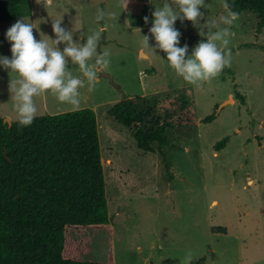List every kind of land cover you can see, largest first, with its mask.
Returning a JSON list of instances; mask_svg holds the SVG:
<instances>
[{
    "label": "rangeland",
    "instance_id": "374dc122",
    "mask_svg": "<svg viewBox=\"0 0 264 264\" xmlns=\"http://www.w3.org/2000/svg\"><path fill=\"white\" fill-rule=\"evenodd\" d=\"M165 2L129 0L125 9L121 0H35L31 17L0 23V56L11 58L6 32L19 19L33 24L38 41L55 39L52 23L59 20L81 44L98 31V52L110 53V65L98 70L95 86L85 80L79 89V108L96 115L111 227L93 233L87 259L186 264L191 252L189 264H264V26L258 30L256 15L241 12L230 26L231 66L195 86L175 73L149 34L151 14ZM224 3L205 0L200 23L226 15ZM97 8L113 15L97 21ZM174 27L188 55L205 40L191 21L178 19ZM144 35L154 51L144 45ZM58 47L62 51L65 44ZM68 67L82 76L70 60ZM16 78L0 66V117L11 121L17 115L9 81ZM123 99L135 100L146 124L174 123L165 129L169 144L139 149L133 128L109 113ZM34 102L36 116L74 110L50 91ZM224 137L227 142L217 149Z\"/></svg>",
    "mask_w": 264,
    "mask_h": 264
},
{
    "label": "trees",
    "instance_id": "16d2710c",
    "mask_svg": "<svg viewBox=\"0 0 264 264\" xmlns=\"http://www.w3.org/2000/svg\"><path fill=\"white\" fill-rule=\"evenodd\" d=\"M226 2L239 14L254 13L258 30L264 26V0ZM28 14V0H0V23ZM109 113L133 128L139 149L169 144L165 129L174 123L146 124L134 99L112 104ZM103 229L111 227L94 110L35 116L26 127L0 117V264H114L85 257Z\"/></svg>",
    "mask_w": 264,
    "mask_h": 264
},
{
    "label": "clouds",
    "instance_id": "9594fccd",
    "mask_svg": "<svg viewBox=\"0 0 264 264\" xmlns=\"http://www.w3.org/2000/svg\"><path fill=\"white\" fill-rule=\"evenodd\" d=\"M51 2L48 0L49 4ZM128 2L121 0L125 9ZM201 7H206L205 0H168L152 12L154 20L149 29L150 36L156 42L155 48L166 53L169 66L185 82L195 86L210 82L225 67L231 66L232 52L228 47L232 35L230 26L239 19V13L232 11L225 0L223 8L227 14L219 16L218 20L201 24L204 18ZM112 15L97 8L96 20ZM178 19L181 22L185 19L191 21L198 28L199 35L205 38L192 49L191 55H188L187 44L179 46L181 33L174 27ZM144 22L149 23L148 16L144 17ZM221 24L225 27H221ZM34 28L32 23L24 19L17 20L6 32L12 56L10 59L0 56V66L17 76L16 79H10L9 92L14 101L18 123L25 127L33 123L37 113L35 96L50 91L60 102L77 109L80 106L79 89L85 86V80L89 87H94L98 80V70L110 65V53L102 50L98 52L101 39L98 31L87 35L86 42L81 44L73 40L72 30L61 26V20L52 23L55 39L46 36L47 39L41 38L38 41L33 34ZM149 38V35H144L143 43L154 51L149 46ZM61 43L65 44L62 51L58 47ZM69 60L78 66L82 76L72 74L68 67ZM191 260L192 254L189 252L186 264Z\"/></svg>",
    "mask_w": 264,
    "mask_h": 264
},
{
    "label": "crops",
    "instance_id": "0c3cea01",
    "mask_svg": "<svg viewBox=\"0 0 264 264\" xmlns=\"http://www.w3.org/2000/svg\"><path fill=\"white\" fill-rule=\"evenodd\" d=\"M29 1V14L25 15L27 17H31L33 15V7H34V2L35 0H28ZM40 0H37V2H39ZM6 115V114H5ZM9 118V117H8ZM213 202V201H212Z\"/></svg>",
    "mask_w": 264,
    "mask_h": 264
},
{
    "label": "water",
    "instance_id": "95a60500",
    "mask_svg": "<svg viewBox=\"0 0 264 264\" xmlns=\"http://www.w3.org/2000/svg\"><path fill=\"white\" fill-rule=\"evenodd\" d=\"M221 105V104H220ZM219 105V106H220ZM3 121L6 122L8 125L11 124V120L8 117H3Z\"/></svg>",
    "mask_w": 264,
    "mask_h": 264
}]
</instances>
